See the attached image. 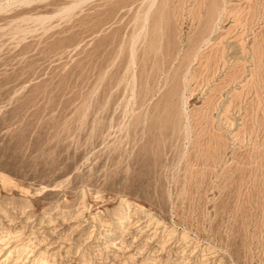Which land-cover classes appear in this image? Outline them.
Instances as JSON below:
<instances>
[{"label":"rangeland","instance_id":"rangeland-1","mask_svg":"<svg viewBox=\"0 0 264 264\" xmlns=\"http://www.w3.org/2000/svg\"><path fill=\"white\" fill-rule=\"evenodd\" d=\"M0 264H264V0H0Z\"/></svg>","mask_w":264,"mask_h":264}]
</instances>
